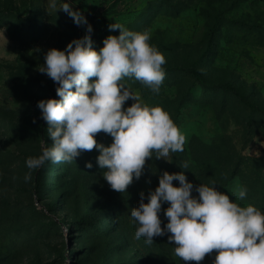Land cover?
<instances>
[{
  "label": "rangeland",
  "instance_id": "obj_1",
  "mask_svg": "<svg viewBox=\"0 0 264 264\" xmlns=\"http://www.w3.org/2000/svg\"><path fill=\"white\" fill-rule=\"evenodd\" d=\"M62 3L87 17L97 50L106 36L119 35L108 27L118 23L147 31L166 59L158 93L125 81L143 103L170 113L186 137L184 150L168 160L153 154L123 193L104 179L96 148L38 169L25 163L52 143L37 102L59 98L57 83L38 67L49 49L66 48L87 28L58 9ZM96 139L105 146L113 140L103 131ZM165 170L219 191L229 180L224 192L233 202L264 213V0H56V7L0 0V264H213L217 250L199 262L176 256L171 233L152 243L135 238L131 210L142 191L147 202Z\"/></svg>",
  "mask_w": 264,
  "mask_h": 264
},
{
  "label": "clouds",
  "instance_id": "obj_2",
  "mask_svg": "<svg viewBox=\"0 0 264 264\" xmlns=\"http://www.w3.org/2000/svg\"><path fill=\"white\" fill-rule=\"evenodd\" d=\"M56 7V0H50ZM62 9L77 25H87L85 35L72 39L64 49L51 48L44 55L39 71L57 83L59 98L37 102L41 117L47 122L50 147L26 158L29 169L40 168L45 161L71 162L81 150H99L96 162L109 186L123 193L143 174L148 158H164L183 151L186 137L161 106H149L140 94L131 90L125 78H134L158 93L166 63L165 56L150 43L147 31L138 32L118 23L119 35L109 34L99 50L93 47V26L79 9L62 3ZM95 79L90 80V78ZM134 102L124 107L129 99ZM103 131L111 135L105 146L96 139ZM87 167L91 168L89 161ZM187 169V164L180 165ZM30 175H25V180ZM179 182V186L173 181ZM198 196L192 195L193 190ZM233 195H236L233 193ZM247 195L241 187L239 198ZM167 223L162 227V204ZM131 217L138 224L135 238L152 243L155 236L171 233L174 253L183 261H201L217 250L213 264H264V213L252 204L241 206L219 191L215 185L193 184L184 171H164L158 186L140 193Z\"/></svg>",
  "mask_w": 264,
  "mask_h": 264
},
{
  "label": "trees",
  "instance_id": "obj_3",
  "mask_svg": "<svg viewBox=\"0 0 264 264\" xmlns=\"http://www.w3.org/2000/svg\"><path fill=\"white\" fill-rule=\"evenodd\" d=\"M73 8H76V5H74V7ZM186 67V66H185ZM195 74L197 75V77H200V73L198 72V71H195ZM39 132L42 134V132H43V124L41 123L40 125H39ZM229 182V180L228 181H226V183H224V185L221 187V189H220V191H222V192H224V188L226 187V185H227V183ZM44 211V210H43ZM55 222V221H54ZM56 223V222H55Z\"/></svg>",
  "mask_w": 264,
  "mask_h": 264
}]
</instances>
